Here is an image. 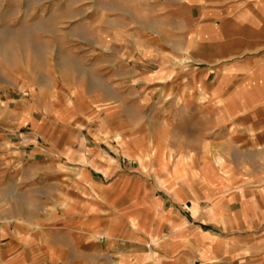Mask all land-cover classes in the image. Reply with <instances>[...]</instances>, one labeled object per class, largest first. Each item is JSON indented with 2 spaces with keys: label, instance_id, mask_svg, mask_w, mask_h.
Segmentation results:
<instances>
[{
  "label": "rangeland",
  "instance_id": "rangeland-1",
  "mask_svg": "<svg viewBox=\"0 0 264 264\" xmlns=\"http://www.w3.org/2000/svg\"><path fill=\"white\" fill-rule=\"evenodd\" d=\"M147 3L0 0V160L19 155L15 145L27 151L37 144L43 148L40 154L51 156L47 176L55 178L53 167L66 162L67 149H79L82 139L105 138L108 131L114 137L101 148H109L123 169L149 167V181L181 179L187 185L203 180L205 173L222 176L247 200L257 198L256 206L264 211V150L252 151L244 136L250 125L245 115L251 109L264 111V103H250L258 91L263 94L264 71H253L254 56L246 45L219 65L188 62L177 53L175 72H161L166 62L143 53V45L150 43L148 26L156 25L157 32L163 27L153 21ZM243 27L236 25V36ZM225 63L233 66L224 69ZM143 68L162 75L141 78ZM219 81L229 82L226 94H232V86L240 93L242 131H236V122L214 117L219 107L209 101L205 83ZM203 114L211 118L202 122ZM130 134L146 139L143 157L122 151V137ZM1 164L0 176L19 170ZM201 165L208 170L200 171ZM258 226L254 236L264 235V216ZM249 263L264 264V259Z\"/></svg>",
  "mask_w": 264,
  "mask_h": 264
},
{
  "label": "crops",
  "instance_id": "crops-1",
  "mask_svg": "<svg viewBox=\"0 0 264 264\" xmlns=\"http://www.w3.org/2000/svg\"><path fill=\"white\" fill-rule=\"evenodd\" d=\"M147 1L153 21L163 27L160 33L155 24L148 26L150 43L143 53L166 62L161 72H175L177 53L188 62L219 65L246 45L254 56L253 71H264V0ZM237 24L244 25L239 37ZM145 70L141 78L162 75ZM205 85L209 101L219 107L217 121L236 122V131H242L239 91L232 86V94H226L229 82ZM262 92L250 103H264ZM199 117L202 122L211 118ZM244 119L250 122L246 144L263 151L264 111L251 109ZM107 135L67 149L66 162L53 167L55 178L47 176L51 156L40 154L37 144L28 152L15 145L19 155L0 160L6 170L19 166L18 172L0 176V264H250V259H264V235L254 236L264 216L257 198L249 196L254 198L250 207L242 189L207 173L188 185L181 179L149 181V167L123 169L109 148H101L114 137ZM122 140L124 153L143 157L142 135Z\"/></svg>",
  "mask_w": 264,
  "mask_h": 264
}]
</instances>
